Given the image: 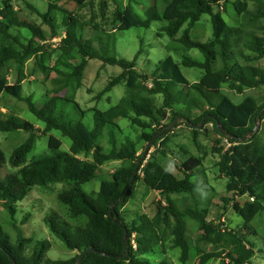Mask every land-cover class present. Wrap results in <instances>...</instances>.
I'll list each match as a JSON object with an SVG mask.
<instances>
[{"label":"trees","instance_id":"obj_1","mask_svg":"<svg viewBox=\"0 0 264 264\" xmlns=\"http://www.w3.org/2000/svg\"><path fill=\"white\" fill-rule=\"evenodd\" d=\"M71 1L79 9L95 8L94 0ZM230 1L156 0L146 10L145 18L136 13L130 3L114 10L110 31L103 29L108 9L104 0L100 2V23L96 22L95 13L87 22L82 14L61 10L53 2L49 3L46 12L27 3L42 24L50 28V40L59 39L55 50L58 58L53 68L48 65L47 56L52 54L46 52L50 42L46 39L47 32L42 26L21 20L10 1L0 3V97L21 101L44 124L43 129H39L14 112H2L0 106V133L24 131L29 134L9 158L0 147V202L5 214L0 217V264H13L12 260L15 264H76L91 247L97 252L87 254L79 264H175L169 256L159 262L151 258L167 254L169 243L170 249L180 252L179 264H208L210 261L255 264L257 243L250 236L257 237L258 233L252 222L264 214L262 127L246 143L241 139L254 129L257 122H264V114L258 120L264 101L259 103L255 97L249 96L241 103H235L224 89L228 87L243 94L249 89L264 88V68L256 64L264 58V0L231 1L239 15V26L229 25L223 17L222 11L227 10ZM57 10L63 18L60 25L56 20ZM203 15H209L213 24V37L207 42L193 40L190 36L191 29ZM158 21L167 23L159 29V36L176 40L185 49L198 50L204 61L184 56L179 65L168 56L159 61L151 74L145 75L138 70V55L133 60L117 57L114 53L116 33L131 28H150ZM12 30H25L30 33V38L24 34L16 35ZM86 31L93 32V36L86 38ZM74 54L79 56V61L73 65L67 60ZM30 60H35L40 74L46 79L50 71L57 75L55 88L50 94L45 92L47 99L43 106L37 105L34 94L24 95L25 64ZM91 60L122 69L96 100L121 84L126 90L117 105L105 111L92 108L94 121L86 125L82 120H71L63 102L80 107L75 95L83 86ZM180 66L201 70L200 80L191 83ZM14 70L18 79L15 84H10L8 77ZM31 73L29 71L27 76ZM63 92H66L64 96ZM156 96L163 98L161 107L155 105ZM194 112L200 113L193 117ZM80 113L84 118L86 113ZM120 119H128L140 129L137 140L123 136L118 125ZM204 119L205 125L213 124L214 132L232 144L230 148L215 146L213 153L219 156L216 167L227 179L226 192L239 197L245 195L248 199L242 205L233 204V210L244 222L239 230L227 226L223 231L224 223L214 225L208 218L212 201L202 207L196 197L197 190L205 186L200 178L198 182L194 181L200 175L198 169L204 166L205 157L182 149L188 156L178 166L174 152L166 147L172 131L183 125H192V139L197 144L203 130L199 126ZM164 121L168 123L163 124ZM177 121V126L166 130ZM218 123L235 138L223 136ZM52 131H59L71 141L69 151H62V140L50 135L51 153L28 161L37 138ZM155 136L158 137L153 144L155 151L140 164L131 190L124 202H120L131 184L138 160ZM114 162L122 165L110 174V179L101 181L98 191L87 193L83 185ZM168 164L182 176L168 170L165 167ZM4 170L6 173L2 175ZM58 184L62 186L57 196L62 209L47 214L44 221L49 231L62 240L73 255L65 260L52 261L47 259L51 249L48 241L34 240L22 232L30 214H25L20 222H16L15 217L20 204L29 199L34 189L51 190ZM138 184L160 195L163 202H159L155 215L135 212L129 222L125 208ZM202 190L213 191L207 187ZM231 201L223 198L225 205ZM112 204L115 206L111 207ZM115 220L127 228V243L124 242V229ZM190 221L201 229L195 241L200 243L198 246L188 236ZM133 235L136 236V249L132 244ZM209 246L211 249L207 250ZM263 251L261 248L260 253ZM127 252L130 253L128 258H120Z\"/></svg>","mask_w":264,"mask_h":264},{"label":"rangeland","instance_id":"obj_2","mask_svg":"<svg viewBox=\"0 0 264 264\" xmlns=\"http://www.w3.org/2000/svg\"><path fill=\"white\" fill-rule=\"evenodd\" d=\"M3 0H0V3ZM10 1L15 5L17 14L21 20H25L36 25L42 26V28L47 32L46 39L50 40L51 30L48 26L43 25L41 19L27 7V3L35 6L42 12H46L49 8V3L53 2L59 9H64L67 12H72L74 14H82L84 20L90 22L92 15L95 13L96 22H101L100 12V2L102 0H94L95 8L91 9L86 7L84 9H79L74 2L71 0H6ZM108 4V9L106 11V18L103 21V29L110 31L112 14L117 7L123 5L132 4L135 12L138 13L142 18H145L146 10L149 9L156 0H104ZM233 1V0H231ZM227 6L226 11H222L224 19L231 26H237L239 15L235 11L233 2ZM58 11V10H57ZM57 24L62 23V15L60 11L57 12ZM165 21L154 22L150 28H131L126 31H122L115 34L116 44L114 53L118 58H125L127 60H133L135 56L138 55V70L145 75L151 74L159 61L164 60L168 56H171L176 63L181 65V61L184 56H190L193 59H196L200 62L204 61L203 55L196 49L188 50L185 47L177 42L176 40H171L166 36H159V29L166 26ZM239 26V24H238ZM63 30H61L62 32ZM16 35L26 36L30 38V33L25 32V30H12ZM180 32L179 36L181 35ZM106 34V33H105ZM93 32L86 31V38H91ZM190 36L193 40L200 42H207L213 37V24L211 22V17L209 15H203L199 22L190 31ZM39 43V41H37ZM59 42L58 37L54 40L51 39L46 48L48 54L52 56H47L48 65L50 68L56 67L55 60L58 58V54L55 53ZM70 64H76L79 61V56L74 54L73 56L68 57ZM245 63V62H242ZM258 66L264 68V58L256 63ZM181 67L183 74L188 78L191 83L198 82L203 74L199 69H190ZM65 69V68H63ZM31 71V75L29 73ZM37 71V73H36ZM122 72V69L118 66H103V63L99 60H91L85 71V77L83 81V86L78 90L75 95L76 101L79 103V108H75L71 102H63L65 111L68 114L71 120L83 121L86 125L89 122L94 121V109L95 107L100 111H105L112 106H115L119 103L121 98L125 95V86L119 85L115 87L111 92L106 93L101 99L96 100V97L101 94L109 81L118 76ZM25 79L23 84L25 87L24 95H35L34 101L39 106H43L46 102L47 97L45 92L50 94V91L55 88L54 78L55 73L50 71L49 77L46 79L44 75L40 74L38 64L35 63V60H30L25 64ZM9 83L15 84L17 78V73L15 70L9 74ZM150 88V87H148ZM226 95H229L235 103H241L246 97L253 96L259 103L264 101V88L263 89H249L246 90L243 94L236 93L230 90L228 87H225ZM66 92L62 93L64 96ZM155 105L161 107L163 105L162 96L155 97ZM0 106H2V112H14L20 115L23 119L34 124L37 128L43 129L44 124L39 122L36 117L30 113L27 109V106L13 98H1L0 97ZM4 106V107H3ZM84 111L85 117L82 118L80 112ZM187 113V110H185ZM200 112H194L192 116L198 115ZM186 115V114H185ZM187 116V115H186ZM190 116V114H189ZM168 121H164L163 124H167ZM181 124V123H180ZM263 131L261 136L262 142H264V122L259 123ZM119 127L122 129L123 136L137 140L140 134V129L136 126H133L128 119H120L118 122ZM178 125V123H177ZM176 125V126H177ZM205 125V122H204ZM203 125V130L198 137V142L195 144L192 139V125L180 126V128H175L174 131L170 134V140L166 144L168 151H173L174 158L178 166H181V162L185 161L187 154L183 152L188 151L191 154L196 156L205 157L203 167H199L200 175L194 178V181L203 183L207 188H211L213 191L210 193L208 191L202 190L204 187L199 188L196 193L197 199L201 206H205L209 200H211V210L209 214V220L214 223V225H219L220 222H224L226 219L227 225L231 228L239 230L240 225H243V219L240 218L237 213L233 210V204L237 201L236 197L233 196L234 201L229 202L227 205L224 204L223 198H231L232 194L226 192L227 179L222 176L219 172L218 167H216L217 162L219 161L218 154L213 153V148L215 146L225 147L224 139L217 135L214 132L213 124ZM260 129V127H259ZM53 135L58 139L62 140L63 145L61 147L62 151H69L70 140L61 135L59 131H52V133L41 136L37 138L36 145L34 149L28 155V161L32 159L49 155L51 153L49 149V137ZM29 134L24 131H19L16 133H0V147L5 152L7 158H9L16 147L21 145L27 138ZM146 147V145H145ZM183 149V150H182ZM155 151V148L152 146L151 152ZM122 165L120 162H114L110 165L105 166L99 173L98 176L91 182L83 185V189L87 192L98 191L100 188V183L103 179H110V174L119 168ZM165 167L179 176H182V173L174 168L171 164ZM206 168V173L204 169ZM6 173V170L3 171L2 175ZM202 185V184H201ZM62 186L60 184L53 187L51 190H42L34 189L31 193V196L26 202L20 204L18 213L15 217L16 222H20L25 214H30L28 222L22 226V232L24 236L33 238L38 241H48L51 244V249L47 254V259L56 261V260H65L70 258L73 253L67 249L62 240L53 235L45 221L44 218L47 214L57 210H61L62 206L59 204L57 196L61 192ZM218 195H220L218 197ZM201 198H204V201H201ZM191 201V200H190ZM243 203L244 200H241ZM163 202L160 195L157 193L147 191L144 186L138 184L133 196L131 197L130 203L126 206L125 216L128 218V221L131 222V219L134 217L135 212L140 214H147L149 216L155 215L160 204ZM163 205V204H162ZM226 207V209H224ZM129 215H128V212ZM223 215L226 218L219 219ZM5 216L4 214V205L0 202V217ZM255 224V225H254ZM252 225L255 226L258 233L257 237L254 235L250 236V239L257 243L256 250L257 256L254 259L255 264H264V251L260 253V249L264 250V214L257 216ZM12 231V230H11ZM14 237V231L11 232ZM201 233L200 227L194 222L190 221L188 224V236L194 243L198 246L200 243L195 242L198 236ZM205 234H207L205 232ZM260 237V238H258ZM211 249V246L207 247V250ZM180 255L179 250L175 251L170 249V243L167 248V254L163 256H153L152 259H155L157 262L161 261L168 256L172 259L175 264L178 263V256ZM195 258H193V261ZM208 264H221L220 261H210Z\"/></svg>","mask_w":264,"mask_h":264},{"label":"water","instance_id":"obj_3","mask_svg":"<svg viewBox=\"0 0 264 264\" xmlns=\"http://www.w3.org/2000/svg\"><path fill=\"white\" fill-rule=\"evenodd\" d=\"M263 114H264V108H263L262 111L258 114V120H259V121H260L261 116H262ZM179 121L181 122L180 119H179ZM179 121L172 123V124L166 129V130H171L174 126L177 125V123H178ZM205 121H206V119H204V120L201 122V124H200V126H199L200 128L203 127ZM259 127H260V124H259V122H257V123L255 124L254 129L251 130V131H249V132H248V133H247V134L241 139L242 142H243V143H246V142L250 139V137L253 136L254 133L259 129ZM218 129H219V132H220L223 136H225V137H230V138H235V136H233V135L230 134L227 130H225V128L222 127L219 123H218ZM157 138H158V137L155 136V137L153 138V140H151V142H150V143L147 145V147L145 148V151H144L143 156L138 160V162H137V164H136V167H135V169H134L133 175H132L131 184L129 185L128 190L124 193V195H123V197L121 198L120 202H124V200H125L127 194H128L129 191L131 190L132 183H133V181H134V180L136 179V177H137V172H138V170H139L140 164L145 160V158H146L147 156H149V153H150V151H151V148H152L154 142L157 140ZM114 206H115V204H112V205H111V207H114ZM115 222H116L118 225L122 226V224H121L120 221L115 220ZM122 228H123L124 231H125L124 242L127 243V240H128V231H127V228H126L125 226H122ZM92 252H97V251H96L94 248H92V247L89 248V249L83 254V256L79 258V260H78V262H77L76 264H79V263L82 261V259H83L87 254L92 253ZM129 256H130V253L127 252L126 255H124V256H120V258H122V259H126V258H128ZM12 262H13V264H15V261L12 260Z\"/></svg>","mask_w":264,"mask_h":264},{"label":"clouds","instance_id":"obj_4","mask_svg":"<svg viewBox=\"0 0 264 264\" xmlns=\"http://www.w3.org/2000/svg\"><path fill=\"white\" fill-rule=\"evenodd\" d=\"M173 128H174V127H173ZM173 128H172V129H173ZM172 129H171V130H172ZM225 140H227V139H224V142H225ZM230 144H231V143H230ZM231 145H232V144H231ZM225 147H226V145H225ZM230 147H231V146H230ZM230 147H228V148H230ZM226 148H227V147H226ZM150 153H152V152L150 151ZM150 153H149V154H150ZM231 194H232V196L236 197V199H237L236 202L240 203L241 205L244 204V203L248 200V199L246 198L245 195L242 196V197H239V196H235L233 193H231ZM241 200H244L245 202L243 203ZM249 200H250V201H253L254 199H253V198H249ZM232 201H234V200H232ZM223 218H226V216L223 215V216H222L221 218H219V219H223ZM221 223H224V224H225L224 227H223V228H224L223 231L226 230V228H227V226H228V225H227V222H226V219L224 220V222H220V224H221ZM220 224H219V225H220Z\"/></svg>","mask_w":264,"mask_h":264},{"label":"built area","instance_id":"obj_5","mask_svg":"<svg viewBox=\"0 0 264 264\" xmlns=\"http://www.w3.org/2000/svg\"><path fill=\"white\" fill-rule=\"evenodd\" d=\"M224 144L226 145L227 148L231 146V144H230V142L228 140H225ZM135 238H136V236L133 235L132 236V244H133V248L134 249L137 248V245H136V242H135Z\"/></svg>","mask_w":264,"mask_h":264}]
</instances>
